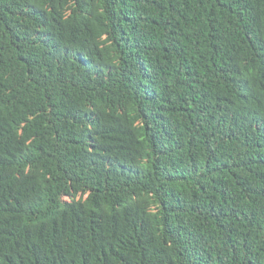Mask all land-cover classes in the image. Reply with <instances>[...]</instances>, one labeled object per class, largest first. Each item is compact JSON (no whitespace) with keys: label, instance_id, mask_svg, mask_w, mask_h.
Masks as SVG:
<instances>
[{"label":"trees","instance_id":"1","mask_svg":"<svg viewBox=\"0 0 264 264\" xmlns=\"http://www.w3.org/2000/svg\"><path fill=\"white\" fill-rule=\"evenodd\" d=\"M248 1L0 0V264H264Z\"/></svg>","mask_w":264,"mask_h":264},{"label":"clouds","instance_id":"2","mask_svg":"<svg viewBox=\"0 0 264 264\" xmlns=\"http://www.w3.org/2000/svg\"><path fill=\"white\" fill-rule=\"evenodd\" d=\"M256 0H251V1H248V2H246L245 4H249L250 5V7L252 8V6H253V4H254V2H255ZM249 14V13H248ZM59 114L61 115V116H63L65 119H68V113L66 112V111H59Z\"/></svg>","mask_w":264,"mask_h":264}]
</instances>
